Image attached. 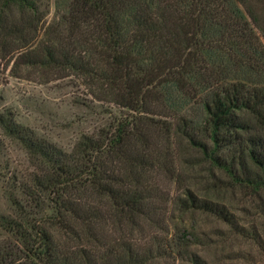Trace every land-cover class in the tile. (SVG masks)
<instances>
[{"label":"trees","instance_id":"16d2710c","mask_svg":"<svg viewBox=\"0 0 264 264\" xmlns=\"http://www.w3.org/2000/svg\"><path fill=\"white\" fill-rule=\"evenodd\" d=\"M45 3L0 0V53L11 73L33 67L82 81L87 104L118 113L69 152L0 114L7 135L39 162L31 187L19 186L29 199L7 191L13 212L0 225L14 239L0 243V264H144L149 247L141 251L133 230L151 218L157 196L145 177L166 167L175 131L235 184L264 187V138L241 134L246 115L264 128V0H69L63 29L45 21ZM202 95L196 126L179 109ZM106 198L111 224L127 226L120 243L109 244L98 224ZM189 200L232 222L222 205Z\"/></svg>","mask_w":264,"mask_h":264},{"label":"rangeland","instance_id":"374dc122","mask_svg":"<svg viewBox=\"0 0 264 264\" xmlns=\"http://www.w3.org/2000/svg\"><path fill=\"white\" fill-rule=\"evenodd\" d=\"M45 2V21L59 23L63 29L61 15L67 11L69 0ZM6 56L0 53V114L32 128L64 152H69L82 134L96 131L110 120L111 114L117 115L116 108L109 111L98 102L87 104L84 98L90 86L82 81L75 80L77 84L72 85L69 77L45 76L33 67L21 68L16 76ZM203 98L204 95L194 102L185 100L179 109L187 122L192 120L196 126L204 118ZM242 119L247 125L241 131L243 136L264 138V128L255 118L246 115ZM173 125L179 126L177 120ZM169 145L166 167L153 169L145 177L157 194L150 199L156 208L150 219H142L140 227L133 230L141 251L149 247L144 264H264V187L235 184L224 169L205 160L200 148L193 146L181 131L174 132ZM36 164L39 162L31 159L22 144L0 126V215L11 216L13 212L7 191L11 190L21 202L28 198L22 191L31 187ZM190 194L222 205L232 214V222L192 210ZM79 196L83 201L82 191ZM104 206L105 214L98 224H102L109 244H114L116 237L120 243L126 237L127 226L115 228L108 198ZM50 229L59 242L64 240L57 227ZM13 239L14 235L0 225V243ZM118 258L122 259L120 253Z\"/></svg>","mask_w":264,"mask_h":264}]
</instances>
